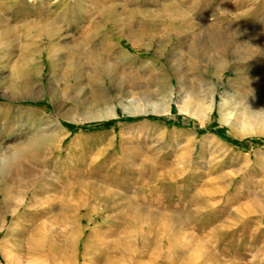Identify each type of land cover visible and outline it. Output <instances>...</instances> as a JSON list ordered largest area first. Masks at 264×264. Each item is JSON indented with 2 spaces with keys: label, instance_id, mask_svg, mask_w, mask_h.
<instances>
[{
  "label": "rangeland",
  "instance_id": "374dc122",
  "mask_svg": "<svg viewBox=\"0 0 264 264\" xmlns=\"http://www.w3.org/2000/svg\"><path fill=\"white\" fill-rule=\"evenodd\" d=\"M260 115L264 0H0V264H264Z\"/></svg>",
  "mask_w": 264,
  "mask_h": 264
},
{
  "label": "bare ground",
  "instance_id": "6f19581e",
  "mask_svg": "<svg viewBox=\"0 0 264 264\" xmlns=\"http://www.w3.org/2000/svg\"><path fill=\"white\" fill-rule=\"evenodd\" d=\"M33 19V18H32ZM37 22V21H36ZM46 22V21H45ZM32 24V23H31ZM46 24V23H45ZM45 24H42V21H41V23L40 24H38L36 27H38V29H40V31L41 32H46L47 31V29H48V26H46ZM34 26H35V24H34ZM51 26V25H50ZM49 26V27H50ZM53 26V25H52ZM30 27V26H29ZM33 27V26H32ZM62 28V27H61ZM37 29V28H36ZM50 29H52L51 27H50ZM54 29H56V27H55V25H54V28L52 29V30H54ZM63 29V28H62ZM49 30V29H48ZM58 30H60V29H58ZM54 32V31H53ZM49 33H51V32H49ZM48 33V34H49ZM57 33V32H56ZM60 32L58 31V34H59ZM54 35L55 34H49L47 37H46V40L45 41H47V42H52V40L54 41ZM56 37V36H55ZM41 39V38H40ZM129 39V38H128ZM42 40L44 41V36H43V38H42ZM132 41V40H131ZM54 42H57V41H54ZM61 42H62V40H61ZM46 43V42H45ZM43 46V45H42ZM63 46H64V44H63ZM62 46V44H60V42L58 43H54V44H49L48 46L46 45L45 47H44V49H40V51L38 52L39 53V55H40V58L41 59H44V57H46V56H48L49 57V59L50 60H52V61H57L56 62V64H54V65H56L58 68L61 66V64H62V59H63V57L62 56H60V53H61V51L62 50H64V48H65V46L63 47ZM79 51V50H78ZM34 53V52H33ZM37 53V54H38ZM45 55V56H44ZM69 58V57H68ZM79 59V58H78ZM50 60H48V61H50ZM43 62V61H42ZM48 63V62H47ZM71 64V63H70ZM43 65H45V64H43ZM67 65V64H66ZM71 65H78V62H76L75 64H71ZM55 66V67H56ZM79 66V65H78ZM50 67V66H49ZM54 67V66H53ZM69 67V66H68ZM76 67V66H75ZM61 68V67H60ZM65 67L63 66V69H64ZM75 69H77V68H75ZM22 75H24V74H22ZM62 76V75H61ZM64 78H65V81H67L68 79H71L70 78V76L67 74V73H65L64 72V76H63ZM63 78V79H64ZM67 79V80H66ZM19 80V81H18ZM72 80V79H71ZM17 81H18V85L20 84V86L23 88V87H26L27 86V80L25 79V78H23V77H17ZM13 82V81H12ZM70 82V81H69ZM9 83H11V82H9ZM12 85V84H11ZM17 86V85H16ZM12 88V87H11ZM25 89V88H24ZM19 90V89H18ZM169 105L170 104H168L167 105V107H164V108H162L161 110H158V109H156L155 111H157V112H164V111H167L168 110V108H169ZM114 113H111L110 115H113ZM258 121L260 122V123H262V124H264V115H260L258 118ZM221 120L223 121V122H229V115H227V114H223V116H222V118H221ZM27 151V149H26V147H24V148H16L13 152H11V153H8L7 155L5 154L4 156H3V160H4V165H3V173L4 172H6V170L8 171V169H11L12 167H14L15 166V164H17V162H18V160L20 159V156H22L23 154L22 153H25ZM2 173V172H1Z\"/></svg>",
  "mask_w": 264,
  "mask_h": 264
},
{
  "label": "trees",
  "instance_id": "16d2710c",
  "mask_svg": "<svg viewBox=\"0 0 264 264\" xmlns=\"http://www.w3.org/2000/svg\"><path fill=\"white\" fill-rule=\"evenodd\" d=\"M154 117V116H153ZM155 119H158L159 117H154ZM112 123V120L106 121V122H101V123H95L93 126H102V125H110ZM235 143H239L236 140H233Z\"/></svg>",
  "mask_w": 264,
  "mask_h": 264
}]
</instances>
